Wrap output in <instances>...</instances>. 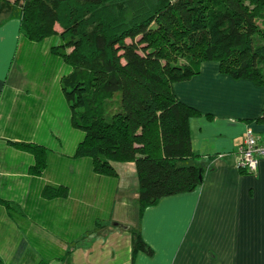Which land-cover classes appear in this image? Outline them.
Here are the masks:
<instances>
[{
	"label": "crops",
	"instance_id": "1",
	"mask_svg": "<svg viewBox=\"0 0 264 264\" xmlns=\"http://www.w3.org/2000/svg\"><path fill=\"white\" fill-rule=\"evenodd\" d=\"M19 27L18 19L0 24L4 264H264V159L253 175L237 168L246 130L264 141V124L257 122L263 87L222 74L215 62L174 85L178 99L201 114L190 120L191 142L207 171L194 192L163 198L144 211L141 234L154 253L134 254L135 163H113L117 176L106 177L94 172L90 158L75 157L85 133L72 126L62 91L70 70L52 55L51 41L24 46L25 54L45 59L32 63L39 70L6 63L5 53L15 54L25 43ZM18 143L47 150L43 174L32 173L35 156ZM49 186L65 187L68 194L46 198Z\"/></svg>",
	"mask_w": 264,
	"mask_h": 264
},
{
	"label": "trees",
	"instance_id": "2",
	"mask_svg": "<svg viewBox=\"0 0 264 264\" xmlns=\"http://www.w3.org/2000/svg\"><path fill=\"white\" fill-rule=\"evenodd\" d=\"M0 15V24L20 21L21 51L51 41L54 58L68 66L62 91L72 126L85 133L75 157L90 158L106 177L117 176L113 163H135L132 250L153 255L141 234L144 211L194 192L207 171L191 142L190 120L201 114L174 85L215 62L222 74L264 88V0H0ZM257 122L264 124V108ZM16 145L35 156L32 173L43 174L47 150ZM67 194L65 187L44 191L49 199Z\"/></svg>",
	"mask_w": 264,
	"mask_h": 264
},
{
	"label": "built area",
	"instance_id": "3",
	"mask_svg": "<svg viewBox=\"0 0 264 264\" xmlns=\"http://www.w3.org/2000/svg\"><path fill=\"white\" fill-rule=\"evenodd\" d=\"M237 168L250 175L258 171L260 160L264 159V141L252 128L246 130L243 143L237 151Z\"/></svg>",
	"mask_w": 264,
	"mask_h": 264
},
{
	"label": "rangeland",
	"instance_id": "4",
	"mask_svg": "<svg viewBox=\"0 0 264 264\" xmlns=\"http://www.w3.org/2000/svg\"><path fill=\"white\" fill-rule=\"evenodd\" d=\"M5 18V15H0V22L1 21H3V19ZM12 19V18H11ZM10 20V19H9ZM8 21V20H7ZM6 22V21H5ZM56 29L59 31V32H61L62 30H61V28L58 26V25H56ZM10 38V37H9ZM9 40H11V39H9ZM35 57V58H34ZM34 57H31L30 59H27L26 58V54L23 52V51H17V55H16V53L14 54L13 52H11V51H7L6 53H5V61H6V63H40V58H41V56L40 57H36V56H34ZM42 60H45V59H42ZM16 64V65H17ZM12 71H14V68H12ZM119 94L118 95H116V99H118L119 100Z\"/></svg>",
	"mask_w": 264,
	"mask_h": 264
}]
</instances>
